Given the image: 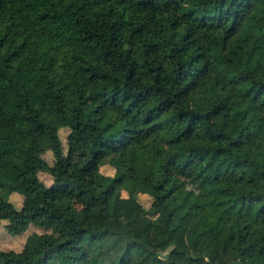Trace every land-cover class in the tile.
Returning a JSON list of instances; mask_svg holds the SVG:
<instances>
[{
    "label": "trees",
    "instance_id": "obj_1",
    "mask_svg": "<svg viewBox=\"0 0 264 264\" xmlns=\"http://www.w3.org/2000/svg\"><path fill=\"white\" fill-rule=\"evenodd\" d=\"M168 167L236 174L219 205L264 220V0H0V220L43 229L0 264H264V226L194 218Z\"/></svg>",
    "mask_w": 264,
    "mask_h": 264
},
{
    "label": "rangeland",
    "instance_id": "obj_2",
    "mask_svg": "<svg viewBox=\"0 0 264 264\" xmlns=\"http://www.w3.org/2000/svg\"><path fill=\"white\" fill-rule=\"evenodd\" d=\"M68 130L67 128H59L57 133L61 142L62 150L65 151V137ZM70 143L73 148L72 159L78 161L82 159L86 154V144L85 138L80 135H73L70 138ZM42 157L50 163L52 161L51 154L48 150L42 153ZM100 173L111 175L113 168L107 164L103 163L98 167ZM168 172L171 177L177 179L181 185L190 191L191 195L197 198L196 205L191 210V215L194 218L203 219L211 214L220 212L225 220H229L233 217L238 218L245 226V234L248 239H252L256 242L259 241L260 233L259 228L264 226V220L257 221L251 216L244 213L231 212L223 210L219 205V199L222 197L220 192H216L215 188L220 185L234 186L238 183L239 179L236 174L232 173H220L219 175L207 174L202 179H197L193 176V170L188 169L183 173H178L174 171L171 167H168ZM37 177L44 183L48 184L50 182V177L45 172H38ZM121 194H124L123 191ZM9 200L15 207L20 205L21 196L16 192L9 194ZM138 201L146 206L149 203V196L145 194H138ZM5 221L0 220V249H20L25 235L32 231H43L42 228L35 227L33 225H28L23 232L17 235H9L6 233L3 225Z\"/></svg>",
    "mask_w": 264,
    "mask_h": 264
}]
</instances>
